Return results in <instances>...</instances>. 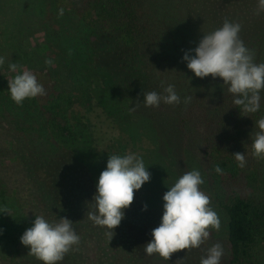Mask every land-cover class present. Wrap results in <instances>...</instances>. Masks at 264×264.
<instances>
[{
  "label": "trees",
  "instance_id": "trees-1",
  "mask_svg": "<svg viewBox=\"0 0 264 264\" xmlns=\"http://www.w3.org/2000/svg\"><path fill=\"white\" fill-rule=\"evenodd\" d=\"M28 1L31 12L38 8L37 25L17 17L8 34H38V53L25 50L31 45L22 39L12 44L26 53L30 66L42 65L34 71L44 79L46 95L17 105L0 76V122L10 130L11 155L23 177L9 186L14 198L8 207H21L22 200L27 210L24 220L16 212L5 218L12 228L6 264H43L20 240L36 216L49 223L68 218L80 237L56 264H200L217 243L223 248L220 264H264V191L256 195L264 183V159L254 157L252 148L257 121L264 118V90L259 110L243 112L222 78L196 77L183 60L185 51L227 20L241 25L240 39L254 52V62L264 63L258 0ZM169 84L180 104L145 106L143 93L166 95ZM73 91L75 110L62 108L58 99H69ZM237 152L246 156L243 168L233 156ZM130 153L143 159L151 178L134 190L109 241L108 229L88 213L96 211L93 197L109 156ZM193 169L201 173L200 188L220 229H209L200 247L175 252L168 261L147 255L144 246L161 223L163 195ZM83 243L93 256L80 253Z\"/></svg>",
  "mask_w": 264,
  "mask_h": 264
},
{
  "label": "clouds",
  "instance_id": "clouds-1",
  "mask_svg": "<svg viewBox=\"0 0 264 264\" xmlns=\"http://www.w3.org/2000/svg\"><path fill=\"white\" fill-rule=\"evenodd\" d=\"M264 10V0H258V10ZM241 25L227 20L221 28L204 34L194 49L185 51L183 60L196 77L209 75L215 79L220 77L228 84V91L237 98L234 104L243 112L255 113L260 108V93L264 90V63L254 62V52L249 50L239 37ZM194 52V55H193ZM5 62L0 57V66ZM51 64V60H46ZM18 65L10 63L9 69L16 71ZM9 92L12 100L21 105L26 98L46 95V91L36 76L28 70L9 80ZM160 95L155 91L143 93L145 106L180 104L181 99L169 84ZM192 97H185L188 104ZM260 131L256 132L252 143L253 156L264 159V118L257 121ZM238 167L246 165V156L233 154ZM215 171L222 174L219 165ZM151 173L145 167L143 159L136 154L125 156L111 155L107 167L99 176L96 194L93 197L96 211L89 212L88 218L95 225L108 229L105 235L109 241L114 231L124 218V209L134 199V190H139L145 182L150 181ZM204 183L201 173L193 169L183 174L163 195V215L161 223L152 230L153 239L144 248L151 256L158 253L168 261L175 252L198 248L209 237V229H220V218L210 206V197L201 190ZM147 205H145V209ZM3 212L8 211L5 209ZM2 232V230H0ZM21 243L30 246V254L43 264H56L64 259L73 245H78L79 235L68 218H60L57 223H49L43 216H36L33 226L20 237ZM223 255L222 245L214 244L207 250V256L201 258L200 264H220Z\"/></svg>",
  "mask_w": 264,
  "mask_h": 264
},
{
  "label": "rangeland",
  "instance_id": "rangeland-1",
  "mask_svg": "<svg viewBox=\"0 0 264 264\" xmlns=\"http://www.w3.org/2000/svg\"><path fill=\"white\" fill-rule=\"evenodd\" d=\"M39 4V2H37ZM17 5V6H16ZM18 5L21 7L20 10H17ZM28 5V6H27ZM32 4L28 0H0V57L5 59V62L2 66H0V76H2V80L9 84V80L14 79V77L18 74H22L23 71L28 70L31 71L35 76L36 69H41L42 65L37 63L33 66H30L29 62L27 61V55L25 52H22L20 49H17L16 44H12L15 42H19L21 39L30 43V47H25L24 49L27 51H32L34 53H38L40 50V45L35 47V41L37 40L38 34L36 32H24L22 37L21 35L17 36L14 33L11 36L8 34L9 29L14 23V19L23 18L26 22L30 24L31 28H34L37 25V18L39 16L38 8L34 11L36 14L31 12ZM28 8L26 11L25 8ZM59 16H63L62 13L58 14ZM15 19V20H16ZM42 19V18H40ZM14 36V37H13ZM25 46V44H23ZM16 63L18 65L15 72L9 69L10 63ZM26 62V63H25ZM28 63V64H27ZM37 80L40 84L45 85L44 79L37 77ZM58 89V86H56ZM73 89L68 88L67 91H72ZM76 91H73L69 99L59 98V103L61 104L62 108L64 109H72L75 110V103L78 97H75ZM11 133L10 130L7 128L6 125H2L0 122V252L1 247L4 252L0 253V260L3 261V264L6 262H10V250H7L5 247L8 246L10 242V235L12 234V228L9 225V221H5V218L13 213H15L16 217L19 220H24V216L27 213L24 210L25 202L22 200L19 201V205L22 207L15 206L14 208L8 207L9 198H14V191L9 188L11 184H20L21 179L23 178L20 174H18L19 164L14 161L11 155V148H12V139L10 137ZM9 181L11 183L9 184ZM260 187V188H259ZM264 191V183L257 187L256 195L260 197V195ZM7 212H3L4 210ZM4 217V218H3ZM3 218V219H2ZM9 218V217H8ZM2 236V237H1ZM7 244V245H6ZM264 247V246H263ZM8 253V254H7ZM81 254H88L93 256L94 251L89 248L85 243H83L80 247ZM262 258H264V250L262 252ZM0 261V264L2 263Z\"/></svg>",
  "mask_w": 264,
  "mask_h": 264
}]
</instances>
